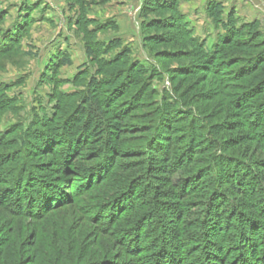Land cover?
I'll return each mask as SVG.
<instances>
[{"label": "rangeland", "instance_id": "obj_1", "mask_svg": "<svg viewBox=\"0 0 264 264\" xmlns=\"http://www.w3.org/2000/svg\"><path fill=\"white\" fill-rule=\"evenodd\" d=\"M152 4L0 0V86L14 100L0 98V264H149L156 252L205 264L211 249L209 264H235L223 251L239 235L261 251L264 92L251 84L264 82L247 74L264 60V0ZM179 14L187 32L168 27ZM231 16L251 50L218 43ZM201 51L224 63L208 69ZM120 52L127 63L110 64ZM102 76L117 77L100 90H113L102 119L68 117ZM110 108L138 129L116 140Z\"/></svg>", "mask_w": 264, "mask_h": 264}, {"label": "trees", "instance_id": "obj_2", "mask_svg": "<svg viewBox=\"0 0 264 264\" xmlns=\"http://www.w3.org/2000/svg\"><path fill=\"white\" fill-rule=\"evenodd\" d=\"M152 2H153L152 5L156 6V8L163 9L162 6L159 4V0H152ZM219 7L220 6H218L214 3V5L212 7H210V10H208V12L212 14ZM230 18L231 19H230V21L228 20V23L232 24V25H228L226 22L225 23L221 22L222 26H224V27L226 26V27H225L224 36L219 39L218 43H220V40L222 43L223 41H225L224 39H226L227 42L226 43L223 42V45H225V46L231 45L236 49L240 47L243 49L251 50L253 48V46H252V44H250V42H248V44L244 45L246 42H239L238 43V41H235L237 36L244 33V30L238 32L236 23H232V20H235L234 19L235 17L231 16ZM172 21L173 22L170 23L168 27H170L171 25H174V27H176V28L182 27V29L187 32L186 27H188V23L184 20L182 15H180V14L177 15L175 17V19L173 18ZM166 25L167 24L165 22L164 26H166ZM238 44H239V46H238ZM259 44H257L259 47L261 45H264V43L261 45H259ZM1 51H3V50H0V52ZM86 54H87V56H91L93 53L91 50L86 49ZM123 54H124V52H120L119 54H117V56L112 60V63H110V64H115V63H118L119 61L120 62L122 61L123 64L127 63L125 60H123V57H122ZM199 57H201L203 59V63H205V62L211 63V60L214 61V56H212L211 54H207L203 51L200 52ZM234 57H236V56L233 55L232 58H234ZM247 57L248 58L244 59V63L250 62L251 61L250 58L252 57V59H253V57H255V56L254 55H248ZM58 59L60 60V63L62 66H69L70 65V61L68 58L59 57ZM223 63L224 62H222V61L221 62H213L210 64V66H208V69H212L213 67H220V66H222ZM235 63H238V60H233V62H230V64L226 63L224 65H229V67H231V65H233ZM260 63H261L260 65L254 66L255 67L253 69L254 71L248 72V74H247L249 77H252V78L254 77V80H256V82H258V81L264 82V79L261 80L259 77V74H260L259 72L260 71L264 72V60L260 61ZM82 69H83V67L80 68V70H82ZM255 73H258V75L255 76ZM119 76L120 75H118L117 77H119ZM262 76H264V74ZM117 77L113 78L112 76H110V77L109 76H102V78H100V80H95L94 78H91L90 82L87 84V93H85L84 95H82L79 98L75 108H73V110L70 112L68 117L71 116V117H75V118L88 119L90 122V125H92V123L94 125L95 121L101 120L102 115L105 111L101 112V110H100L101 106L99 103L106 100V99L108 101L113 94V90H105L104 92H101L100 90L104 89V88H113L112 86L113 85L115 86L117 84V83H115V82H117ZM251 85L253 87V91H256L257 93L264 92V88H262L261 86L260 87L254 86L255 84H251ZM10 87H12V85H10L9 87L0 86V98H3L4 101H6V102L14 101L6 95V91H8L10 89ZM257 104L258 103H256V102L253 104H248L247 107H249L248 108L249 112H253L256 109ZM109 111H110V113L108 115H110V117L114 119V124H115L114 126L116 127V125H117V127H118V128L117 127L116 128L118 130L119 136L117 138H115L116 140H119L125 134L124 131L129 132V131H134V130L138 129L137 125H131V126L124 125V126H122V124H121L122 120L117 117V115H118L116 113L117 109L111 110V108H110ZM126 134H128V133H126ZM155 136L153 137V139L151 141V144H150L151 148H152L151 145H153L155 142ZM170 146L173 147V149H174L175 144L170 143ZM70 149H74V150L78 149L75 141H74V145ZM112 151H115L118 153L117 148H113ZM153 151H155V153H157L156 150H153ZM180 151H182V150H180ZM52 153L53 152H51V154ZM180 153L182 155L183 151ZM180 153H179V155H180ZM133 155H136V154L130 153L129 158L132 157ZM119 157H122V156H119ZM79 160H80V155L77 154V156L75 157V161H79ZM116 163H117L116 161L113 162L114 165H116ZM162 168L164 169L165 173H168V176H169L175 172V170L177 169V165L172 162V163L164 164ZM13 201L16 202V200H13ZM39 203H42V202H39ZM243 239H244L243 235L233 237L232 240L230 241V243H231L230 247L231 248H228L227 251L224 250L223 251L224 254L225 253H226V255L229 254L231 256V258L235 260V262H234L235 264H264V243L260 244L262 246L260 248L261 251L259 252V254L255 255V251H252V249L251 250L248 249L247 243H246V246H245V244H243L244 243V242H242ZM214 250L215 249H213V250L211 249V250L207 251L206 255H207V258H209V259H207L204 262L205 264H209L211 258L212 259L215 258L214 259L215 261H219L218 259H220V256L217 257L216 253H214ZM218 253H221V252L218 250ZM165 258H166V255H163V254H160L159 252H156L153 260L148 261V262H149V264H175L176 263V260H174L172 258H168V257L166 259ZM225 260H227V259H225ZM221 261L223 264L228 263V262H225L224 260H222V258H221L220 262ZM215 264H217V263H215Z\"/></svg>", "mask_w": 264, "mask_h": 264}]
</instances>
